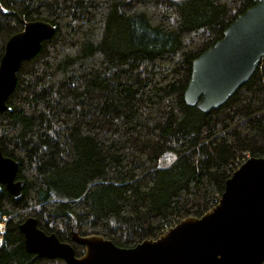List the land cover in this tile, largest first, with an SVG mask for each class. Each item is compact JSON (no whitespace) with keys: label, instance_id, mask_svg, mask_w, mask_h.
Listing matches in <instances>:
<instances>
[{"label":"trees","instance_id":"16d2710c","mask_svg":"<svg viewBox=\"0 0 264 264\" xmlns=\"http://www.w3.org/2000/svg\"><path fill=\"white\" fill-rule=\"evenodd\" d=\"M256 4L0 0V62L23 21L56 28L0 114V145L25 182L19 201L0 183V264H67L26 250L30 217L78 257L73 219L121 248L157 240L212 210L245 155L264 159V63L219 109L184 98L194 61Z\"/></svg>","mask_w":264,"mask_h":264},{"label":"water","instance_id":"95a60500","mask_svg":"<svg viewBox=\"0 0 264 264\" xmlns=\"http://www.w3.org/2000/svg\"><path fill=\"white\" fill-rule=\"evenodd\" d=\"M24 30L6 44L0 62V114L16 90L24 62L40 53L56 34L44 21L24 22ZM264 63V0L240 15L213 48L193 63L185 92L188 106L208 113L224 106ZM19 163L7 157L0 145V183L16 201L25 182L18 180ZM26 250L39 259L67 264H262L264 263V159L250 158L226 182L216 207L201 218H187L157 240L135 248L118 247L100 235L81 236L71 223L72 241L84 247L78 257L74 246L39 228L28 218L20 225Z\"/></svg>","mask_w":264,"mask_h":264},{"label":"built area","instance_id":"2783aa9c","mask_svg":"<svg viewBox=\"0 0 264 264\" xmlns=\"http://www.w3.org/2000/svg\"><path fill=\"white\" fill-rule=\"evenodd\" d=\"M250 157L249 156H247V155H245V159H242V160H239L238 162H237V167H238V169L244 164V163H246V161H247V159H249ZM220 202V201H219ZM218 202V203H219ZM218 203H217V205H218ZM217 205H215L214 207H216ZM213 207V208H214ZM3 228H4V225H0V229H2L3 230ZM172 228H174V227H172ZM172 228H170L169 226H165V228H164V230L162 231V233L163 234H165L166 232H168L170 229H172Z\"/></svg>","mask_w":264,"mask_h":264},{"label":"rangeland","instance_id":"374dc122","mask_svg":"<svg viewBox=\"0 0 264 264\" xmlns=\"http://www.w3.org/2000/svg\"><path fill=\"white\" fill-rule=\"evenodd\" d=\"M175 1L176 3H183L184 1L186 0H173ZM175 161V157L174 156H167L163 161H162V164L163 166H170L171 164H173Z\"/></svg>","mask_w":264,"mask_h":264}]
</instances>
